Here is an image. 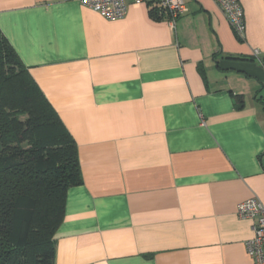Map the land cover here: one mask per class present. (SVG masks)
<instances>
[{"label": "crops", "instance_id": "0c3cea01", "mask_svg": "<svg viewBox=\"0 0 264 264\" xmlns=\"http://www.w3.org/2000/svg\"><path fill=\"white\" fill-rule=\"evenodd\" d=\"M127 2L110 21L79 0H0L78 149L54 264H253L236 206L264 203V0H239L243 37L213 0L174 24Z\"/></svg>", "mask_w": 264, "mask_h": 264}, {"label": "trees", "instance_id": "16d2710c", "mask_svg": "<svg viewBox=\"0 0 264 264\" xmlns=\"http://www.w3.org/2000/svg\"><path fill=\"white\" fill-rule=\"evenodd\" d=\"M82 181L75 140L0 31V264H54L67 191Z\"/></svg>", "mask_w": 264, "mask_h": 264}, {"label": "built area", "instance_id": "2783aa9c", "mask_svg": "<svg viewBox=\"0 0 264 264\" xmlns=\"http://www.w3.org/2000/svg\"><path fill=\"white\" fill-rule=\"evenodd\" d=\"M230 23L237 37L244 35L243 10L239 0H213ZM81 5L97 12L106 20L121 19L127 12V0H79ZM136 4L147 3L166 15L170 23L186 11V0H133ZM257 54L258 50H254ZM236 215L251 220L253 236L245 242V248L253 264H264V203L255 197L239 202Z\"/></svg>", "mask_w": 264, "mask_h": 264}]
</instances>
